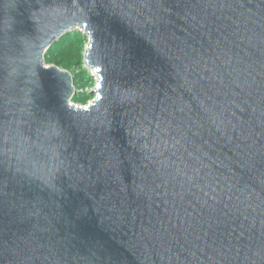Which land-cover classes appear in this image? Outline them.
I'll use <instances>...</instances> for the list:
<instances>
[{
    "label": "water",
    "instance_id": "water-1",
    "mask_svg": "<svg viewBox=\"0 0 264 264\" xmlns=\"http://www.w3.org/2000/svg\"><path fill=\"white\" fill-rule=\"evenodd\" d=\"M0 264H264V0H0Z\"/></svg>",
    "mask_w": 264,
    "mask_h": 264
},
{
    "label": "trees",
    "instance_id": "trees-1",
    "mask_svg": "<svg viewBox=\"0 0 264 264\" xmlns=\"http://www.w3.org/2000/svg\"><path fill=\"white\" fill-rule=\"evenodd\" d=\"M87 40V36L82 32L74 30L62 35L44 54L45 64L54 65L71 73L72 84L76 91L71 101L78 105H85L92 98L88 89L92 87L94 81L83 67V51ZM79 74L84 76L85 85L83 87H75L76 75ZM77 91H80L81 97L77 96Z\"/></svg>",
    "mask_w": 264,
    "mask_h": 264
},
{
    "label": "rangeland",
    "instance_id": "rangeland-1",
    "mask_svg": "<svg viewBox=\"0 0 264 264\" xmlns=\"http://www.w3.org/2000/svg\"><path fill=\"white\" fill-rule=\"evenodd\" d=\"M86 45H87V43H86ZM85 45V46H86ZM84 53H85V51H83V60H84ZM83 67L87 70V72L89 73V75H90V77L93 79V81H94V83H93V85H92V87L90 88V89H88V93L89 94H91V100L94 98V96H95V93H94V87H95V85L97 84V82H96V76H94V75H91L90 74V72H92L89 68H87L86 67V65H85V63H84V61H83ZM85 85V82H84V76H83V74H79V75H76V80H75V87H78V86H84ZM78 93H77V96L78 97H81V95H80V91H77ZM76 93V91L74 90V94ZM73 94V95H74ZM72 99V98H71ZM90 100V101H91Z\"/></svg>",
    "mask_w": 264,
    "mask_h": 264
},
{
    "label": "bare ground",
    "instance_id": "bare-ground-1",
    "mask_svg": "<svg viewBox=\"0 0 264 264\" xmlns=\"http://www.w3.org/2000/svg\"><path fill=\"white\" fill-rule=\"evenodd\" d=\"M73 27H76V25H74ZM89 50H90V45L88 44L87 48H86V52H85V57L87 56V53ZM89 69L92 71V73L94 75V70H96L95 67H89ZM94 76H96V75H94ZM96 79H97V77H96Z\"/></svg>",
    "mask_w": 264,
    "mask_h": 264
}]
</instances>
